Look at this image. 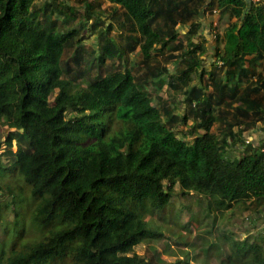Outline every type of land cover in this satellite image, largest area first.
I'll list each match as a JSON object with an SVG mask.
<instances>
[{
    "label": "trees",
    "instance_id": "trees-1",
    "mask_svg": "<svg viewBox=\"0 0 264 264\" xmlns=\"http://www.w3.org/2000/svg\"><path fill=\"white\" fill-rule=\"evenodd\" d=\"M105 3L114 6L107 22ZM215 10L229 24L205 71L201 20ZM114 28L121 45L108 38ZM88 31L98 42L85 59ZM137 48L142 61L131 64ZM159 55L179 65L168 87L183 96L182 116L160 96L153 105L149 89L169 72L153 66ZM263 59L264 4L249 0H0V123L10 130L0 176L23 181L6 208L18 216L32 205L22 231L2 241L0 264H152L128 255L163 236L149 216L179 226L180 242L197 234L190 246L203 264H264L263 235L240 239L223 225L241 204L264 214V144L247 139L241 157L226 154L264 122V66L255 70ZM192 72L208 83L189 87ZM81 79L87 90L75 89ZM189 118L188 139L179 134H189L180 128ZM177 185L198 207L182 208L191 215L184 224L171 202ZM29 232L36 238L24 240Z\"/></svg>",
    "mask_w": 264,
    "mask_h": 264
},
{
    "label": "rangeland",
    "instance_id": "rangeland-1",
    "mask_svg": "<svg viewBox=\"0 0 264 264\" xmlns=\"http://www.w3.org/2000/svg\"><path fill=\"white\" fill-rule=\"evenodd\" d=\"M104 9L105 10L102 11V15L104 21L107 22L110 18L111 12L114 9V6H111L110 3H105ZM118 13L122 16L121 21H124L125 17L122 15V10H118ZM112 21L115 22V20ZM201 21L204 23L202 33L205 36L207 46L210 48L209 52H207V54L203 56L204 60L206 61L204 69L205 71H209L210 66L215 58V52L211 47L213 45L218 44L217 37L222 36V34L224 33L225 28L229 24V18L226 14H221L220 11L215 10L212 13L203 16ZM99 28L104 29V26L101 25ZM126 34L128 35L129 32L127 31ZM119 36L120 32L117 28H114L108 34L109 39L114 41L116 44L121 45ZM84 37L86 38V40L84 41V56L85 59H87L88 55H90L91 53L90 48L94 44L96 45L98 42V31H88L87 33H85V36H83V38ZM186 46H188V44ZM129 55L131 64H138L142 61L140 48H137L135 52H131ZM109 63L111 62L109 61ZM158 64L161 67L167 65L169 72L163 75L162 80L157 85H153L149 89L151 92L154 93L153 105L160 107L159 101L157 99V97L160 96L163 99V106L168 105L171 109L175 108L177 110V113L182 116L186 112V105L183 101V96L180 95V93L178 92H172L168 87V83L172 80L174 76H176L177 71L179 70V65L176 64L175 60L166 62L164 57L161 55L157 56L156 60L153 62V66H156ZM263 66L264 62H261L257 65V68L255 67V70L257 72H260L263 70ZM185 68L186 66H182V68L180 69L182 70ZM190 76L191 79H188L189 87H193L194 85L204 86L206 83H208V75H205V78L203 80L200 79L196 72H192ZM88 88L89 83L86 79L79 80L76 83L75 87L76 90H87ZM209 90H211V88ZM217 111L218 110L215 108L214 113L216 116L218 115ZM194 123L195 120L193 118H189L185 125H180L181 130L189 134L185 136L183 133H180L179 135L181 137H186L189 139L191 137V133L189 131L193 127ZM257 127V129H260V131H258L256 134L249 133V135L247 131H244L242 134L243 137H241L240 139H235L234 142L229 147H227V156L233 159L241 157L244 154V151L241 148L243 144L242 142L244 141L247 145V139L251 144L254 143L253 145H255L256 147L259 146V144L261 143L264 144V122H260ZM236 130L238 129L236 128ZM212 131L218 134L221 139L227 137L228 135V129L225 124L221 125L220 123H215L212 128ZM9 133L10 130L8 129V127L0 123V142H5ZM201 133L202 132L199 131V133H197L196 135ZM13 149L14 151H17V146L15 144ZM9 160L10 158L7 156H0V165H9ZM0 186L3 189L1 199V205H3V207L2 209H0L1 248V243L4 239L10 238L9 241H11L15 237L16 233L22 231V223L26 219L29 212L32 210V205L30 201H25V203H22L20 214H18V216L15 211H12V209L6 208V206H10V208L11 206L14 207V203L18 201V199L14 198V194L18 193L20 191V188L23 186L22 177L10 175L0 176ZM188 198L186 196L181 195L180 187L179 185H177L175 187V197L172 199L171 202L173 204V208L177 211H180V220L182 224L188 223V219L191 216L189 212L190 209H182L183 207L189 205L192 207L193 211H198V207L196 208L195 205L194 207L192 206L194 200L191 199V201H189L190 198ZM247 207V205L241 204L236 211H230L226 216V220L223 221V225L232 229V231H234V233L236 234L237 238L244 239L248 236L251 241H256L259 240L258 238L260 234L264 236V214L256 212L253 207ZM20 215H22L23 218H19ZM18 219H20V221L19 225H17L16 227L17 231H15V226L16 223H18ZM147 220L148 222H150V227L155 231L159 230V232L162 233L163 236L157 239H143L140 244H138L128 252V255L136 254L144 258L146 261L150 260L149 262H151L152 264H203V260L199 259L197 256V250H193L190 246L191 243L195 241V235L197 234H193V236H190V239L187 242L182 241V243L176 238V236H180L181 228L179 226L173 225L171 223L168 224L167 222H164L161 217L152 218L149 216L147 217ZM194 226L195 224H193V227ZM7 230L8 236L6 235ZM205 237L208 238L210 236L205 235ZM34 238H36V236H34L32 232H29L27 235H25L24 240L29 241L30 239L32 240ZM210 240H214L213 236L210 238ZM220 243L223 242L220 241ZM4 249L7 252L9 251V249L6 247ZM65 261L68 262L69 260L66 259ZM209 263L217 264L216 258H211L209 260ZM58 264H61V262H59ZM218 264H220V262Z\"/></svg>",
    "mask_w": 264,
    "mask_h": 264
},
{
    "label": "built area",
    "instance_id": "built-area-1",
    "mask_svg": "<svg viewBox=\"0 0 264 264\" xmlns=\"http://www.w3.org/2000/svg\"><path fill=\"white\" fill-rule=\"evenodd\" d=\"M249 2L254 4H264V0H249Z\"/></svg>",
    "mask_w": 264,
    "mask_h": 264
},
{
    "label": "crops",
    "instance_id": "crops-1",
    "mask_svg": "<svg viewBox=\"0 0 264 264\" xmlns=\"http://www.w3.org/2000/svg\"><path fill=\"white\" fill-rule=\"evenodd\" d=\"M261 62H264V59H263L262 61H260V63H261ZM256 68H257V66H256ZM256 68H255V69H256Z\"/></svg>",
    "mask_w": 264,
    "mask_h": 264
},
{
    "label": "water",
    "instance_id": "water-1",
    "mask_svg": "<svg viewBox=\"0 0 264 264\" xmlns=\"http://www.w3.org/2000/svg\"><path fill=\"white\" fill-rule=\"evenodd\" d=\"M206 7H208V5H206ZM206 7H205V8H206Z\"/></svg>",
    "mask_w": 264,
    "mask_h": 264
}]
</instances>
